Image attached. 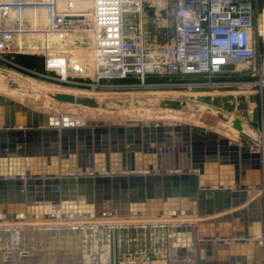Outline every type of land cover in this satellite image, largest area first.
Returning a JSON list of instances; mask_svg holds the SVG:
<instances>
[{"label":"water","instance_id":"obj_1","mask_svg":"<svg viewBox=\"0 0 264 264\" xmlns=\"http://www.w3.org/2000/svg\"><path fill=\"white\" fill-rule=\"evenodd\" d=\"M254 8L262 58L264 0ZM0 87L14 92L0 93V224L195 218L176 227L195 234L193 249L181 251L194 264H264V130L177 98L41 92L2 73ZM54 103L77 109L60 117ZM82 109L96 116L150 111L151 120L158 111H174L195 125L96 124L84 121ZM204 117L228 125L238 144L197 125Z\"/></svg>","mask_w":264,"mask_h":264},{"label":"rangeland","instance_id":"obj_2","mask_svg":"<svg viewBox=\"0 0 264 264\" xmlns=\"http://www.w3.org/2000/svg\"><path fill=\"white\" fill-rule=\"evenodd\" d=\"M44 1L46 2V0ZM180 1L163 0L160 8L154 6L152 2L149 4L144 2L142 12L126 15L128 31L139 33L148 47L164 44L172 35L173 13ZM153 2H156V0ZM64 4L66 3L58 2V6H64ZM71 6L73 12H81L83 16H88L91 0H72ZM65 9L67 10V7ZM49 13V8H46V6H25L13 8L11 12L5 14L3 22L6 29H12L16 34V37L9 44V53L4 52L5 56L28 70L46 74L51 78L90 79L92 75L91 48L93 41L91 35L89 33L50 34L46 30ZM254 65L253 71L252 69L239 68L238 74L220 80L223 85L219 88L207 90L204 93H185L186 95L181 92L158 93L159 95L172 94L170 97L199 102L217 110L228 112L232 116L245 121L251 119L252 123L250 124L261 132L259 130L261 127L264 130V124L262 125L264 118V85L260 87L258 82L261 78L262 67L264 70L262 58L257 56ZM0 73L17 77L31 85L93 93L91 90L18 73L1 62ZM230 83L233 85H230ZM251 83H256L257 86H248ZM102 94L118 97L157 95V93L131 91ZM228 97L232 99L230 109L228 108ZM252 97L256 98L255 102ZM76 109L72 106H60L58 104L51 106L52 112L56 115H72L76 112ZM118 113L120 112H100L96 116L94 111L82 109V118L85 119L84 121H91L96 124H102L105 120H108L105 123L122 127L136 126V124L139 125L143 120L148 119L144 116L139 117L135 111H127L125 113L128 119L124 117L123 120H119ZM146 114L152 115L148 111ZM153 115L157 119L160 117H162L161 119L181 117V114L169 112H157ZM102 117L106 119L102 120ZM133 117L134 120H132ZM203 119L209 121L207 118ZM79 122L81 124L83 120ZM173 220L171 218L131 219L121 221L119 225L111 224L109 221H106L108 223L97 221L93 224L90 222L82 224L85 226V228L82 227V230H70L67 229L69 223L51 221L40 223L41 229H35L33 235L32 232L27 231L24 233L20 231L19 233L21 229H5L7 228L5 226L9 224L3 223L0 224V264H32L27 262V258L22 260L20 256L22 250L35 251L34 264H109L110 259H113V257H115L116 262L120 261L122 264H132L128 263L130 257H149L152 259L153 264H170V250L177 248L183 251L185 249L180 248V246L189 244L187 242V234L189 233L177 232L176 227H172ZM177 220V223H181L179 226H182L191 223L192 219L184 217L182 219L180 217ZM130 222H134L135 226L127 225ZM29 225L38 228L36 223ZM44 227L50 229L43 230ZM193 241L195 243V239ZM96 249H102L101 252L106 254L105 259L101 260L98 252L95 253L96 255L94 254ZM107 249L109 250L108 253L106 252ZM83 251L88 254H84ZM263 251L264 248H261L262 258H264ZM177 262H180V260H177ZM177 262L175 263L177 264Z\"/></svg>","mask_w":264,"mask_h":264},{"label":"built area","instance_id":"obj_3","mask_svg":"<svg viewBox=\"0 0 264 264\" xmlns=\"http://www.w3.org/2000/svg\"><path fill=\"white\" fill-rule=\"evenodd\" d=\"M59 1L66 4L58 6ZM71 1L0 0V62L18 73L93 93H204L219 88L223 85L220 80L238 74L239 68L254 70L255 0H181L173 13L171 37L155 47L146 46L143 37L128 31L126 26V15L142 12L145 1L91 0L88 16L73 12ZM25 6L49 8L46 30L50 34L91 35L90 79L51 78L5 56L16 34L6 29L4 15ZM263 73L262 67L260 75ZM254 85L257 86L248 84ZM82 227L85 226L76 224L67 229L82 230ZM112 264H119L115 257ZM136 264H153V261L145 257Z\"/></svg>","mask_w":264,"mask_h":264},{"label":"bare ground","instance_id":"obj_4","mask_svg":"<svg viewBox=\"0 0 264 264\" xmlns=\"http://www.w3.org/2000/svg\"><path fill=\"white\" fill-rule=\"evenodd\" d=\"M145 1V3H151L160 8L162 6V3H163V0H156V2H153L155 0H143ZM161 1V3H159ZM262 63H264V57H262ZM258 85L260 87H262L264 85V73L263 75L261 76L260 78V81L258 82ZM33 89H37L41 92H58V93H66V94H73V95H80V96H87V97H94V98H105V97H112V98H136V97H169V98H175V97H170V95L172 94H168V95H159L158 92H153V93H157V95H142V96H128V97H118L116 95H103L102 93H89V92H84V91H75V90H65V89H58V88H45L41 85H32ZM13 92V91H12ZM0 93L2 94H5V95H14V92L11 93L8 89H4V88H1L0 87ZM116 94V93H115ZM38 96V95H36ZM12 97V96H11ZM177 99H183V98H177ZM183 100H186V99H183ZM188 101V100H186ZM55 104V103H54ZM59 105V104H58ZM60 106H63V105H60ZM147 112V111H146ZM150 112V111H148ZM157 112V111H156ZM158 112H169V113H175V114H178L180 115L181 113H178V112H174V111H158ZM133 113V112H132ZM136 113L138 114L139 117L141 116H144V118H148L146 121L143 120L139 125L143 126V125H153L155 123H179V124H189V125H195L194 121L192 120V117L190 116H187V115H184V114H181V117H169V119H161L162 117H160L159 119H156V120H151V116L150 115H147L145 113V115H140L137 111ZM65 116V114H61L60 117H63ZM67 116V115H66ZM135 116H137L135 114ZM155 116V115H154ZM124 117L126 119H128L127 117V114L124 112H120L118 113V118L119 120H123ZM123 118V119H122ZM165 118V117H164ZM206 118V117H204ZM102 120H105L106 118H101ZM130 119V118H129ZM132 120H134V117L132 118ZM245 121V120H243ZM105 122H108V120H105ZM131 122V121H130ZM132 122H136V121H132ZM247 122V121H245ZM136 124V123H135ZM138 124H136V126H139ZM199 126H202L204 127L205 129L207 130H210L211 132L215 133L217 136H220V137H224V138H227L232 144H238V140H239V135L234 131L232 130L228 125H224V124H220V123H217V122H211V121H205L203 118L199 119V123L197 124ZM241 144V143H240ZM253 191H250V193H252ZM144 219V218H143ZM147 219H152V218H147ZM147 219H144V220H147ZM183 219V218H182ZM187 219H192L191 220V223L189 224H194L195 222H197L199 219H195V218H187ZM112 219H110L109 223H114L113 221H111ZM104 221V220H103ZM108 220H105V223H108L106 222ZM178 220L177 219H174L173 220V224H172V227H177L179 225H181V223H177ZM190 222V221H189ZM121 222H116L114 223L115 225H119ZM76 224H79V223H69V226H75ZM23 225V224H22ZM18 229V227L16 226H13L11 228H5V229H10V230H15V229ZM85 228V227H84ZM90 228V227H89ZM92 229V228H91ZM95 230V229H94ZM104 233V232H103ZM188 235V239H187V242L189 243L188 245L184 246L183 244L180 246V248H184L185 250H190V249H193L194 245L196 244L193 243V239H195V234L194 232L192 233H189L187 234ZM102 236V235H101ZM103 238V237H102ZM105 238V237H104ZM101 242V240H100ZM106 242V241H105ZM187 244V243H186ZM108 245V244H107ZM101 247H105V246H101ZM102 249H96V251H92L94 252V254L96 252H98L100 255V259L103 260L105 259V256L106 254L104 252H101ZM108 250V249H107ZM85 252V251H83ZM88 252V251H87ZM91 252V253H92ZM83 254V253H82ZM84 254H88V253H84ZM96 255V254H95ZM91 256V255H90ZM169 258H170V264H176L175 262H177V260H180V262H177V264H193V259L190 258L187 254L185 255V253L183 254L181 252V250L179 249H176V248H172L170 250V255H169ZM264 259V258H263Z\"/></svg>","mask_w":264,"mask_h":264},{"label":"crops","instance_id":"obj_5","mask_svg":"<svg viewBox=\"0 0 264 264\" xmlns=\"http://www.w3.org/2000/svg\"><path fill=\"white\" fill-rule=\"evenodd\" d=\"M262 96V95H261ZM264 97V96H263ZM253 98L254 97H252V100H253ZM264 99V98H263ZM254 102L256 101V98H255V100H253ZM263 118V117H262ZM247 122H249V123H252V121H251V119H249V121H247ZM263 123H262V125L264 124V118H263V121H262ZM259 130H263L262 129V127H261V129H259ZM263 159H264V157H263ZM114 224V223H113ZM106 225H108V224H106ZM127 225H129V226H135V224H134V222H130L129 224H127ZM38 228H35V226H32V225H29V223H26V225L25 224H23V225H20V227L19 226H16V227H18V229H21V230H19V233H20V231H21V233H24L25 231H27V232H32V235H33V232L35 231V229H41L40 228V225H36ZM15 229V228H14ZM43 230H46V229H50V228H42ZM18 233V234H19ZM134 240V239H133ZM106 249V248H105ZM129 250L131 249V248H128ZM177 249V248H176ZM108 251L109 250H107L106 252L108 253ZM262 253V252H261ZM263 253H264V251H263ZM21 255V258H22V260L24 259V258H27L28 260H27V262H31L32 264H34V262H35V257H36V255H35V251H31V252H29L28 250L27 251H24V250H22L21 251V253H20ZM129 256V255H128ZM143 258L144 257H134V258H131L130 257V259H129V261H128V263H132V264H136V261H139V260H143ZM29 259H31V260H29ZM108 259H110V257H108ZM113 259H110V261H109V264L111 263L112 264V261ZM125 260V259H124ZM116 262V261H115ZM116 263H121L120 261H117ZM194 263V262H193Z\"/></svg>","mask_w":264,"mask_h":264},{"label":"trees","instance_id":"obj_6","mask_svg":"<svg viewBox=\"0 0 264 264\" xmlns=\"http://www.w3.org/2000/svg\"><path fill=\"white\" fill-rule=\"evenodd\" d=\"M19 62H20V61H19ZM19 62H18V63H19ZM19 64H20V63H19Z\"/></svg>","mask_w":264,"mask_h":264},{"label":"flooded vegetation","instance_id":"obj_7","mask_svg":"<svg viewBox=\"0 0 264 264\" xmlns=\"http://www.w3.org/2000/svg\"><path fill=\"white\" fill-rule=\"evenodd\" d=\"M256 58H257V56H256Z\"/></svg>","mask_w":264,"mask_h":264}]
</instances>
